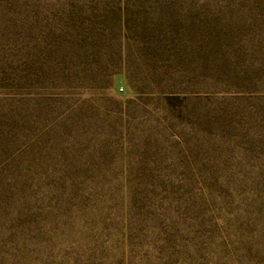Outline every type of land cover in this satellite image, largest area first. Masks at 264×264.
<instances>
[{
	"label": "rangeland",
	"instance_id": "rangeland-1",
	"mask_svg": "<svg viewBox=\"0 0 264 264\" xmlns=\"http://www.w3.org/2000/svg\"><path fill=\"white\" fill-rule=\"evenodd\" d=\"M0 264H264V0H0Z\"/></svg>",
	"mask_w": 264,
	"mask_h": 264
}]
</instances>
